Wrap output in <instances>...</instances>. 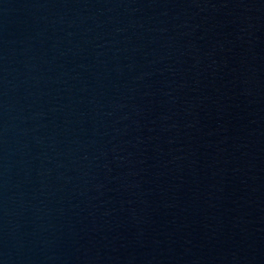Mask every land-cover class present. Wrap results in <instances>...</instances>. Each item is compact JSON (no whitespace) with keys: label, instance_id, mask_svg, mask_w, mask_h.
<instances>
[{"label":"water","instance_id":"1","mask_svg":"<svg viewBox=\"0 0 264 264\" xmlns=\"http://www.w3.org/2000/svg\"><path fill=\"white\" fill-rule=\"evenodd\" d=\"M0 264H112L77 132L58 0H0Z\"/></svg>","mask_w":264,"mask_h":264}]
</instances>
